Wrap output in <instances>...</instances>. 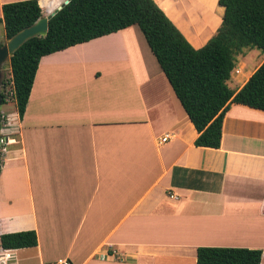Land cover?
<instances>
[{"label": "crops", "instance_id": "0c3cea01", "mask_svg": "<svg viewBox=\"0 0 264 264\" xmlns=\"http://www.w3.org/2000/svg\"><path fill=\"white\" fill-rule=\"evenodd\" d=\"M15 1L0 0V18ZM64 1L38 3L46 16ZM154 1L194 48L224 11L217 0ZM193 1L204 10L189 16ZM134 26L42 56L21 119L12 97L1 104L0 235L33 230L37 245L0 248V264H196L201 246L261 249L264 264V112L231 104L219 148L195 146Z\"/></svg>", "mask_w": 264, "mask_h": 264}, {"label": "trees", "instance_id": "16d2710c", "mask_svg": "<svg viewBox=\"0 0 264 264\" xmlns=\"http://www.w3.org/2000/svg\"><path fill=\"white\" fill-rule=\"evenodd\" d=\"M217 4L224 9L219 27L203 46L194 48L154 0H69L48 20L46 36L28 39L9 59L11 76L1 79V104L12 97L21 119L42 56L136 25L198 132L194 145L219 148L231 104L264 112V60L240 89L229 86L238 54L246 48L264 54V0ZM1 9L6 39L43 16L38 0L4 3ZM36 245L33 230L0 235L1 249ZM261 257V249L246 247L196 250V264H261Z\"/></svg>", "mask_w": 264, "mask_h": 264}, {"label": "rangeland", "instance_id": "374dc122", "mask_svg": "<svg viewBox=\"0 0 264 264\" xmlns=\"http://www.w3.org/2000/svg\"><path fill=\"white\" fill-rule=\"evenodd\" d=\"M43 7L46 9V11H49V9H50V5L47 1L43 2ZM203 8L204 7L202 6V4L200 5V4L196 3L195 1H193L191 3V8L187 9L185 11V13L189 14V16H193L196 13L202 12L204 10ZM46 15H48V14L46 13ZM192 24L195 27H197L199 34L204 32V28H200L201 25L199 23H194V21H193ZM133 29L136 30V32H137V36L135 37V44L142 54L144 63L148 66L149 69L157 68L158 70H160L159 66L155 60V57L151 53L141 31L139 30V28L137 26H134ZM1 31H2V29H1ZM263 59H264V54L261 53V51H259L258 49H256V48L244 49L240 54H238L236 56V66L231 73V79L229 81V86L233 90H236L239 87V85H241V83L243 81H245L246 77H248L249 72H247V71H253L255 69V67L260 62H262ZM7 66H8L7 63H5L3 67L6 68ZM236 81H237V83H236ZM10 98L11 97L8 96L7 99H10Z\"/></svg>", "mask_w": 264, "mask_h": 264}, {"label": "water", "instance_id": "95a60500", "mask_svg": "<svg viewBox=\"0 0 264 264\" xmlns=\"http://www.w3.org/2000/svg\"><path fill=\"white\" fill-rule=\"evenodd\" d=\"M69 0H65L59 4L52 12L46 16H42L32 25L23 28L18 31L11 38L7 39L6 42L2 43L0 47V106H1V76H2V65L9 61L13 56L14 52L28 39L35 36H46L48 32V20L57 13Z\"/></svg>", "mask_w": 264, "mask_h": 264}, {"label": "built area", "instance_id": "2783aa9c", "mask_svg": "<svg viewBox=\"0 0 264 264\" xmlns=\"http://www.w3.org/2000/svg\"><path fill=\"white\" fill-rule=\"evenodd\" d=\"M3 117V115H1V118ZM168 138L167 135H165L163 138H161V141H165ZM8 140L1 138L0 137V153L5 152V146L7 144ZM0 259H2V257H0ZM54 264H71V262L66 259V258H59L58 260H56V262Z\"/></svg>", "mask_w": 264, "mask_h": 264}, {"label": "bare ground", "instance_id": "6f19581e", "mask_svg": "<svg viewBox=\"0 0 264 264\" xmlns=\"http://www.w3.org/2000/svg\"><path fill=\"white\" fill-rule=\"evenodd\" d=\"M185 12V11H184ZM187 19V18H186ZM185 25H187V24H185ZM189 28V27H188ZM152 83V82H151ZM151 85H153V84H151ZM152 88V87H151ZM154 88V87H153ZM153 93V92H152ZM154 95V94H153ZM155 99V98H154ZM260 232V231H259ZM262 232V231H261Z\"/></svg>", "mask_w": 264, "mask_h": 264}]
</instances>
